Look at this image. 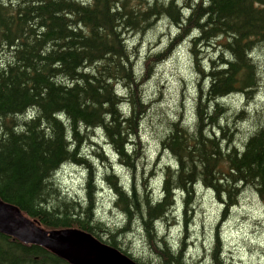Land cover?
<instances>
[{
	"label": "trees",
	"instance_id": "16d2710c",
	"mask_svg": "<svg viewBox=\"0 0 264 264\" xmlns=\"http://www.w3.org/2000/svg\"><path fill=\"white\" fill-rule=\"evenodd\" d=\"M159 23L169 35L142 54L137 37ZM263 44L264 0H0V198L45 229L79 228L124 253L121 240L139 231L160 264H206L187 257L197 186L221 202L222 218L243 190L264 200V123L256 117L237 141L234 123L252 117L240 110L228 118L224 103L237 93L253 97V52ZM178 48L188 51L196 80L190 103L176 112L149 97L147 78ZM154 120L173 161L161 168L160 194L157 176L135 177L143 122ZM101 140L131 172L128 185L115 171L103 175L121 217L111 222L96 214L97 171L82 153ZM104 152L102 145L93 154L110 157ZM70 163L85 164L83 197H65L53 177ZM175 215L182 230L171 242L161 228ZM222 249L217 228L210 264H224ZM0 264L70 263L0 232Z\"/></svg>",
	"mask_w": 264,
	"mask_h": 264
},
{
	"label": "rangeland",
	"instance_id": "374dc122",
	"mask_svg": "<svg viewBox=\"0 0 264 264\" xmlns=\"http://www.w3.org/2000/svg\"><path fill=\"white\" fill-rule=\"evenodd\" d=\"M158 27L162 28L161 23L158 24ZM158 27L156 29L153 27L144 36L137 37L142 54L152 53V49L159 47L163 43V37L169 35L170 30L167 26L159 30ZM173 29L171 28L172 31ZM253 55L258 69L259 80L256 94L248 101L241 94L230 95L224 99V103L228 108L226 114L228 118H230L232 113L235 114L240 110L252 117L239 119L234 123L235 129H233V132L236 134L237 141H242L257 125L256 117H260L259 122L264 123V44L257 47ZM195 78L193 69H191L190 59L184 48H181L175 53L173 58L159 65L155 73L147 78L148 84H146L148 85L149 97H152L155 103L163 105V107L164 105H167L166 107L170 106V108L176 109L177 112L180 109L178 99L184 101L188 98V100H185L186 105L190 103ZM145 105L147 104L145 103ZM158 122L155 120L143 122L140 134L141 141L145 145L143 146L145 147V153L139 159L135 173V177L138 179H141L142 175L148 176L150 173L153 174L152 177L157 176L153 183V189L156 192L160 191L161 188L163 175L161 168L166 163H173V161H170L171 155L161 151L157 142L162 136V130L158 127L160 125ZM100 142L103 145V149H105L104 153L109 154L110 157L107 158L104 154L106 159H100L93 152L95 147H102V145L98 144L95 147H91L87 142L82 153L86 154L85 156L92 163L91 166L97 171V183L100 186H97L98 188L94 190V193H97L96 214L104 222H111L114 217H117L116 213L113 212L114 209L117 212L114 206L115 197L113 192L103 182V175L106 170L115 171L120 180L125 185H128L131 182V172L124 165L119 166L118 157L110 146L103 143V140ZM109 161L111 166H109ZM112 163H115L116 170L111 168ZM121 167L123 170H121ZM56 171L57 174H55ZM85 175V164L70 163L53 171V177L57 176L56 184L60 187V192L65 197L66 195H73L72 192L75 190L80 191L79 197L85 196V191L83 190ZM176 198L178 199L177 206L180 213L182 199L181 197ZM192 200L193 202L189 205L187 211V215L191 220L189 228L191 239L187 253L189 261H197L199 263V261L203 260L206 264L211 263L209 252L212 246V238L215 230L220 228L222 235L220 243L223 245L220 253H223L224 264H264V200L260 199L252 190H243L236 207L230 210L223 218L220 215L221 202L215 198L210 190L198 185ZM117 218L121 219L119 216ZM172 219L169 224H167L168 221H165V226L163 225L161 228L169 236L171 242L180 238L183 216L175 215ZM174 219L176 220L174 221ZM169 226H171L170 229ZM138 232L134 236L129 235L121 240V244L123 242L125 247L124 250L139 259L148 260L151 264H160L155 254L149 249L142 232H139V235Z\"/></svg>",
	"mask_w": 264,
	"mask_h": 264
},
{
	"label": "water",
	"instance_id": "95a60500",
	"mask_svg": "<svg viewBox=\"0 0 264 264\" xmlns=\"http://www.w3.org/2000/svg\"><path fill=\"white\" fill-rule=\"evenodd\" d=\"M0 232L53 250L73 264H137L81 230L44 231L25 218L15 205L1 199ZM87 255L94 259L86 261L84 258Z\"/></svg>",
	"mask_w": 264,
	"mask_h": 264
},
{
	"label": "bare ground",
	"instance_id": "6f19581e",
	"mask_svg": "<svg viewBox=\"0 0 264 264\" xmlns=\"http://www.w3.org/2000/svg\"><path fill=\"white\" fill-rule=\"evenodd\" d=\"M166 157H167V156H166ZM124 166H125V165H124ZM125 168H127V167L125 166ZM55 174H57V171H56V173H55ZM56 178H57V176H55V178H54V179L56 180ZM69 196H70V195H69Z\"/></svg>",
	"mask_w": 264,
	"mask_h": 264
}]
</instances>
